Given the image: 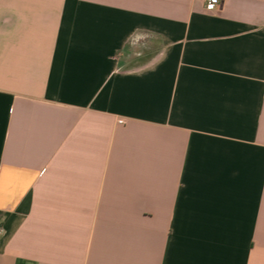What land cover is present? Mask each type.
Returning a JSON list of instances; mask_svg holds the SVG:
<instances>
[{
	"label": "crops",
	"instance_id": "1",
	"mask_svg": "<svg viewBox=\"0 0 264 264\" xmlns=\"http://www.w3.org/2000/svg\"><path fill=\"white\" fill-rule=\"evenodd\" d=\"M0 264H264V0H0Z\"/></svg>",
	"mask_w": 264,
	"mask_h": 264
},
{
	"label": "built area",
	"instance_id": "2",
	"mask_svg": "<svg viewBox=\"0 0 264 264\" xmlns=\"http://www.w3.org/2000/svg\"><path fill=\"white\" fill-rule=\"evenodd\" d=\"M206 3V9L208 12H215L221 6V0H204ZM125 121L121 120L120 124H124Z\"/></svg>",
	"mask_w": 264,
	"mask_h": 264
},
{
	"label": "rangeland",
	"instance_id": "3",
	"mask_svg": "<svg viewBox=\"0 0 264 264\" xmlns=\"http://www.w3.org/2000/svg\"><path fill=\"white\" fill-rule=\"evenodd\" d=\"M142 56V52L140 51V49H138L137 51H132L129 54L130 60L131 61H137L139 59V57Z\"/></svg>",
	"mask_w": 264,
	"mask_h": 264
}]
</instances>
